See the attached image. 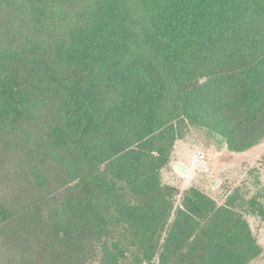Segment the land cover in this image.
I'll return each instance as SVG.
<instances>
[{
  "label": "trees",
  "instance_id": "trees-1",
  "mask_svg": "<svg viewBox=\"0 0 264 264\" xmlns=\"http://www.w3.org/2000/svg\"><path fill=\"white\" fill-rule=\"evenodd\" d=\"M189 127L231 153L264 142V0H0V143L35 191L34 212L0 196V230L66 251L94 234L104 264H249L238 191L219 206L190 187L175 209L163 185ZM54 165L76 194L42 217Z\"/></svg>",
  "mask_w": 264,
  "mask_h": 264
},
{
  "label": "rangeland",
  "instance_id": "rangeland-1",
  "mask_svg": "<svg viewBox=\"0 0 264 264\" xmlns=\"http://www.w3.org/2000/svg\"><path fill=\"white\" fill-rule=\"evenodd\" d=\"M15 137V138H14ZM9 135L5 137L10 142L18 143L19 137ZM0 143V196L11 198L20 196L25 201V207L35 211L30 202L34 186L28 175L23 171L21 159L25 155L18 150H5ZM198 150L205 152V160L201 165H194L193 155ZM173 152L182 157L187 177L181 173L174 159L164 169L163 185L175 188L178 195L174 199V208L181 206L183 193L194 187L219 206L225 204L227 198L238 191L244 199L242 210L249 223L252 234L261 248V255L249 264H264V219L254 212L260 204L264 207V142L244 153H231L221 137L199 127H189L182 140H179ZM173 154V153H172ZM172 162V163H171ZM199 166V167H198ZM171 172L176 173L171 176ZM189 173L191 176H189ZM44 174L47 179V188L43 190L46 202L41 204L40 215L46 217L51 204L65 200L76 193L61 180V171L58 166H49ZM248 202H255L251 209ZM241 205V203H239ZM257 204V205H256ZM19 227V226H18ZM17 224L7 230H0V264H104L105 256L101 250L99 240L94 234L85 236V240L74 246L73 250L50 247L41 238L42 229L33 230L32 226L18 228ZM11 229V230H10ZM113 237L107 239L109 243ZM154 262H157L155 258ZM118 264H132L130 260L120 261Z\"/></svg>",
  "mask_w": 264,
  "mask_h": 264
},
{
  "label": "crops",
  "instance_id": "crops-1",
  "mask_svg": "<svg viewBox=\"0 0 264 264\" xmlns=\"http://www.w3.org/2000/svg\"><path fill=\"white\" fill-rule=\"evenodd\" d=\"M172 155H174L175 157H174V159H175V161H177V164H175V168H176V166L177 165H180V166H183V163H182V157L179 155V153L177 154V155H175V152H173V154ZM195 155H193V158L192 159H194V165H201V163H198L196 160H195ZM172 158H173V156H172ZM171 158V161H173V159ZM172 163V162H171ZM168 167V166H167ZM199 167V166H198ZM186 169V168H185ZM187 170V169H186ZM171 174V176H175L176 175V173L175 172H171L170 173ZM163 175H164V170H163ZM186 177H187V175H185ZM189 176H191L190 175V173H189ZM176 177V176H175Z\"/></svg>",
  "mask_w": 264,
  "mask_h": 264
},
{
  "label": "built area",
  "instance_id": "built-area-1",
  "mask_svg": "<svg viewBox=\"0 0 264 264\" xmlns=\"http://www.w3.org/2000/svg\"><path fill=\"white\" fill-rule=\"evenodd\" d=\"M205 152L203 150H198L195 154V160L198 162V163H203L204 160H205Z\"/></svg>",
  "mask_w": 264,
  "mask_h": 264
},
{
  "label": "water",
  "instance_id": "water-1",
  "mask_svg": "<svg viewBox=\"0 0 264 264\" xmlns=\"http://www.w3.org/2000/svg\"><path fill=\"white\" fill-rule=\"evenodd\" d=\"M176 167H177V169H178L181 173H183V174H185V175L188 174L187 170L184 169L183 167H181L180 165H177Z\"/></svg>",
  "mask_w": 264,
  "mask_h": 264
}]
</instances>
